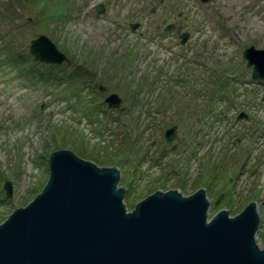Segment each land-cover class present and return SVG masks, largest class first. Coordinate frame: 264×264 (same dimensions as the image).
I'll return each instance as SVG.
<instances>
[{
    "label": "rangeland",
    "instance_id": "1",
    "mask_svg": "<svg viewBox=\"0 0 264 264\" xmlns=\"http://www.w3.org/2000/svg\"><path fill=\"white\" fill-rule=\"evenodd\" d=\"M57 1L0 0V34L17 30L15 48L31 58L25 68L45 69L28 52L40 34L68 58L54 73L63 86L24 77L0 58V223L42 190L49 156L61 148L118 167L127 211L157 189L188 196L204 188L208 219L253 200L263 249L264 80L252 79L242 52L264 48V0H60L69 16L50 19ZM77 71L82 79H72ZM111 92L123 112L107 108ZM171 125L175 149L163 139Z\"/></svg>",
    "mask_w": 264,
    "mask_h": 264
},
{
    "label": "water",
    "instance_id": "2",
    "mask_svg": "<svg viewBox=\"0 0 264 264\" xmlns=\"http://www.w3.org/2000/svg\"><path fill=\"white\" fill-rule=\"evenodd\" d=\"M103 7L97 5V14ZM180 37L185 43L188 32ZM28 51L45 64L68 61L44 34L30 40ZM242 56L252 79L264 80V48L249 45ZM104 102L123 110L115 92ZM175 137L176 125L164 130L166 142ZM48 166L41 192L0 223V264H264V248L255 241L259 219L253 200L234 216L222 208L208 219L204 188L188 196L178 188L157 189L127 211L116 166L99 167L61 148L51 152ZM3 188L11 196V181Z\"/></svg>",
    "mask_w": 264,
    "mask_h": 264
},
{
    "label": "trees",
    "instance_id": "3",
    "mask_svg": "<svg viewBox=\"0 0 264 264\" xmlns=\"http://www.w3.org/2000/svg\"><path fill=\"white\" fill-rule=\"evenodd\" d=\"M42 1H46V0H42ZM66 2H63L60 0L55 2V4H54V7H55L54 12L55 13L52 12L49 15L50 19L62 20L65 17L69 16L70 12L68 11V9L67 10L62 9L63 4ZM16 32H17V30L16 31L15 30H9V31H7L6 35L0 34V58L4 55V61H6L9 65L12 64V68L16 69L18 72L22 73V75L24 77H26V75H34V73H36V74H39V75H37L39 78L36 79L38 82L55 81L59 86L65 85L66 82H64L62 80L63 76L57 77L54 75V73H57L56 69L60 68V66H58V65H47V64H42V63L37 62L36 64L41 65L45 69L41 70V71H37L38 68H36V67L25 68V66H24L25 63L30 62L31 58L25 52L22 53L15 48V33ZM33 63H35V62H33ZM69 74L71 75V71ZM82 76H81V73L79 71H77L75 74H72V79H76V78L82 79ZM68 86H67V88H68ZM74 103H76V102H74ZM86 105H89V103H86V104L83 103L82 98L77 100L76 106L81 107V110L83 112H85V115L90 117L91 116L90 111L83 110V108H85ZM115 122L118 123V121H116V120H115ZM121 124H123V121H120V125Z\"/></svg>",
    "mask_w": 264,
    "mask_h": 264
},
{
    "label": "flooded vegetation",
    "instance_id": "4",
    "mask_svg": "<svg viewBox=\"0 0 264 264\" xmlns=\"http://www.w3.org/2000/svg\"><path fill=\"white\" fill-rule=\"evenodd\" d=\"M103 92H105V91H103ZM105 95H106V94H105ZM110 110H115V109H110ZM173 146H176V147H177V144H176V143H171L170 147L173 148ZM164 147H165V146H164ZM176 147H175V148H176ZM165 148H166V147H165ZM166 149H167V148H166Z\"/></svg>",
    "mask_w": 264,
    "mask_h": 264
},
{
    "label": "bare ground",
    "instance_id": "5",
    "mask_svg": "<svg viewBox=\"0 0 264 264\" xmlns=\"http://www.w3.org/2000/svg\"><path fill=\"white\" fill-rule=\"evenodd\" d=\"M257 211H258V207L256 206V213H257Z\"/></svg>",
    "mask_w": 264,
    "mask_h": 264
}]
</instances>
